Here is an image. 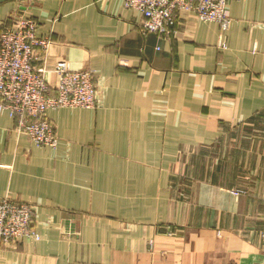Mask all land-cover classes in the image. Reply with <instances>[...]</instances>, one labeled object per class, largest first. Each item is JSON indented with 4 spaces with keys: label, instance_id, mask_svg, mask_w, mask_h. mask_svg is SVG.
<instances>
[{
    "label": "crops",
    "instance_id": "crops-1",
    "mask_svg": "<svg viewBox=\"0 0 264 264\" xmlns=\"http://www.w3.org/2000/svg\"><path fill=\"white\" fill-rule=\"evenodd\" d=\"M230 27L183 12L144 34L123 0H2L50 39L34 65L92 68L96 108L50 110L57 147L0 113V198L34 206L41 239L0 264H264V0Z\"/></svg>",
    "mask_w": 264,
    "mask_h": 264
},
{
    "label": "built area",
    "instance_id": "built-area-1",
    "mask_svg": "<svg viewBox=\"0 0 264 264\" xmlns=\"http://www.w3.org/2000/svg\"><path fill=\"white\" fill-rule=\"evenodd\" d=\"M230 1L123 0L126 8L143 15L140 28L144 34L162 35L176 32L183 12L193 13L201 21L218 22L226 30L231 24ZM38 27L36 19L21 13L0 26V113L9 112L16 121L15 131L27 135L37 146L55 148L59 136L48 112L61 108L94 109L100 98L95 70H74L67 61L56 64L58 85H49L46 69L34 65L37 49L46 51L51 41L38 37ZM25 239H41L34 227V206L0 198V240Z\"/></svg>",
    "mask_w": 264,
    "mask_h": 264
},
{
    "label": "rangeland",
    "instance_id": "rangeland-1",
    "mask_svg": "<svg viewBox=\"0 0 264 264\" xmlns=\"http://www.w3.org/2000/svg\"><path fill=\"white\" fill-rule=\"evenodd\" d=\"M62 61H66V60H62ZM59 62L60 61H58V62H56L55 63V65H54V68H53V72H55V74L57 75V71H56V69H57V65L59 64ZM57 64V65H56ZM46 69V71H49L47 68H45ZM74 70H76V69H74ZM79 70V69H78ZM47 82L49 83V85L51 86V87H56L57 85H58V75H57V82H56V84L55 85H52V84H50V82L47 80ZM98 89V88H97ZM31 240H34V239H31ZM35 241V240H34Z\"/></svg>",
    "mask_w": 264,
    "mask_h": 264
},
{
    "label": "water",
    "instance_id": "water-1",
    "mask_svg": "<svg viewBox=\"0 0 264 264\" xmlns=\"http://www.w3.org/2000/svg\"><path fill=\"white\" fill-rule=\"evenodd\" d=\"M0 1H2V0H0Z\"/></svg>",
    "mask_w": 264,
    "mask_h": 264
}]
</instances>
